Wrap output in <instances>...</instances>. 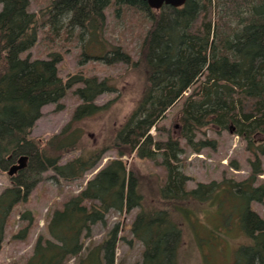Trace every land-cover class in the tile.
Returning a JSON list of instances; mask_svg holds the SVG:
<instances>
[{
	"label": "trees",
	"instance_id": "trees-1",
	"mask_svg": "<svg viewBox=\"0 0 264 264\" xmlns=\"http://www.w3.org/2000/svg\"><path fill=\"white\" fill-rule=\"evenodd\" d=\"M112 2L52 0L46 9L33 11L30 0H0V170L29 155L28 167L11 176V185L0 193V253L13 209L28 199L38 181L30 173L52 168L67 180L78 179L96 166L107 149L115 148L119 156L52 212L47 235L37 237L24 264H65L73 257L78 264H114L118 225L86 254L85 242L92 237L94 224H105L111 210L128 212L134 207L139 211L131 231L143 244L140 264H179L183 225L198 217L206 204L217 206L222 216L236 212L250 240L238 248L233 264H264V218L251 206L254 200H264V182L257 184L264 173L260 156L264 153V0H187L182 6L165 5L160 10L145 0H114L118 7H135L151 20L136 61L106 37L105 9ZM75 26L81 29L85 58L139 66L146 79L141 98L113 137L105 146L86 152L79 123L108 108L110 103L98 104L96 97L118 89L116 80L81 71L64 78L58 67L62 55L56 51L48 57L23 56L42 30L51 37ZM78 83L82 102L61 131L41 144L31 131L42 106L58 103ZM182 98L179 135L156 139L152 129ZM204 127L231 129L247 141L256 155L250 176L188 187L180 138L200 151L211 142L196 139ZM77 148L83 152L61 163L65 153ZM132 153L149 159L160 156L167 170L163 184H156L153 201H147L146 176L123 159ZM225 202L232 203L230 208L223 206ZM23 216L29 224L16 238H26L33 221L30 211Z\"/></svg>",
	"mask_w": 264,
	"mask_h": 264
},
{
	"label": "rangeland",
	"instance_id": "rangeland-1",
	"mask_svg": "<svg viewBox=\"0 0 264 264\" xmlns=\"http://www.w3.org/2000/svg\"><path fill=\"white\" fill-rule=\"evenodd\" d=\"M52 0H30V9L40 11ZM106 37L115 44H120L136 61L143 39L151 26L147 14L135 7L117 6L114 0L105 9ZM60 29L55 36H47L45 30L40 32L37 43L23 56L31 58L48 57L51 52H59L62 56L58 62L59 73L64 78L79 71L86 75H97L100 78L113 77L118 89L107 91L96 97V103H110L107 109L97 115L88 117L79 123L83 129L82 148L85 150L98 149L106 145V140L113 137V131L119 127L127 115L133 110L141 98L146 85L145 73L139 66L117 61L107 64L101 60L85 58L83 56L84 39L80 37L78 26ZM76 84L68 90L58 103H47L41 108V115L36 120L31 135L42 139L41 144L53 134L61 131L71 119L76 107L82 99L76 92ZM184 98L170 107L160 118L157 128L152 129L156 139L168 140L170 135L178 136L180 130L181 107ZM112 135V136H111ZM197 140L211 142L200 151L194 150L185 138H180L185 148L182 155V168L190 176L188 187L193 188L198 182L221 181L224 178L243 180L252 172V161L256 158L254 151L249 148L247 141L233 130L218 131L213 127H204L198 132ZM264 145V144H263ZM82 148L70 150L61 157V163L78 156ZM88 151V152H89ZM86 152V151H85ZM115 148H109L92 169L78 179L67 180L59 176L54 169L47 168L37 173H30L31 178L38 177V181L26 201L19 202L13 209L6 228L4 246L0 254V261L13 264H24L33 250L37 237L47 235V222L52 212L63 206L72 195L81 191L89 179L94 177L111 158L118 157ZM264 165V153L260 154ZM123 159L131 169L146 176L143 182L147 201L157 197V182L162 183L167 176V170L156 159L141 158L137 153L124 155ZM6 170H0V193L11 185V176ZM264 182V173L259 176L257 184ZM156 196V197H153ZM232 203L225 202L229 207ZM252 208L264 218V200H254ZM30 211L33 221L26 238H16L14 235L29 224V219L23 213ZM139 207L128 212L111 210L107 214L105 224L98 222L93 226V235L85 242L83 253L94 244L101 243L112 228L119 226V241L116 247L114 264H140L143 256V244L134 237L131 223ZM226 212H229L228 208ZM199 216L194 215L190 222L183 225V242L179 264H233L238 248L250 240L242 227L238 214L221 215L217 206L206 204ZM194 222V223H193ZM65 264H78V259L70 258Z\"/></svg>",
	"mask_w": 264,
	"mask_h": 264
},
{
	"label": "water",
	"instance_id": "water-1",
	"mask_svg": "<svg viewBox=\"0 0 264 264\" xmlns=\"http://www.w3.org/2000/svg\"><path fill=\"white\" fill-rule=\"evenodd\" d=\"M151 8L160 10L165 5L174 7L182 6L187 0H145ZM29 164V155L23 154L9 167L7 170L10 176L16 175L20 171L26 169Z\"/></svg>",
	"mask_w": 264,
	"mask_h": 264
},
{
	"label": "crops",
	"instance_id": "crops-1",
	"mask_svg": "<svg viewBox=\"0 0 264 264\" xmlns=\"http://www.w3.org/2000/svg\"><path fill=\"white\" fill-rule=\"evenodd\" d=\"M1 254V253H0Z\"/></svg>",
	"mask_w": 264,
	"mask_h": 264
}]
</instances>
